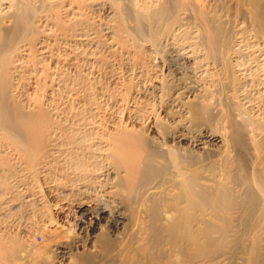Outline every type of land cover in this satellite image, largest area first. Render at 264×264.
I'll use <instances>...</instances> for the list:
<instances>
[{"label": "bare ground", "instance_id": "obj_1", "mask_svg": "<svg viewBox=\"0 0 264 264\" xmlns=\"http://www.w3.org/2000/svg\"><path fill=\"white\" fill-rule=\"evenodd\" d=\"M3 206L0 264H264V0H0Z\"/></svg>", "mask_w": 264, "mask_h": 264}, {"label": "rangeland", "instance_id": "obj_2", "mask_svg": "<svg viewBox=\"0 0 264 264\" xmlns=\"http://www.w3.org/2000/svg\"><path fill=\"white\" fill-rule=\"evenodd\" d=\"M167 69H168V67H167V68L164 67V69H162V72L164 73L165 71H167ZM170 69L173 70L174 67H172V68H170ZM170 69H169V70H170ZM172 70H171V71H172ZM179 70H180V71H179ZM181 70H184L185 72H184V71H181ZM169 72H170V71H169ZM178 72H183L184 74L186 73L185 76H187V74H188L187 71L185 70V68H184V69H183V68H182V69H178ZM165 73H168V72H165ZM165 73H164V74H165ZM178 76H180V75H178ZM183 77H184V76H183ZM168 79H170V77H169ZM168 79H167V80H168ZM184 79H186V81H187V79H188L189 81H191V80H190L191 78L189 79V77H188V78L184 77ZM189 81H188V83H189ZM184 82H185V81H184ZM185 83H187V82H185ZM209 103H210V101H209ZM210 104H211V103H210ZM248 130L250 131L251 129L249 128ZM254 132H255V134H259L258 131H254ZM46 193H47V192H46ZM46 193H45V192L42 193L43 195H41L42 197H40V200H42V201H40V202H41V204L43 205V208H41V209H42V210H45V211H44V213L46 214L45 216L40 215V213L37 212V211H39V210H35V211L33 212L34 214H33L30 210L28 211V210L26 209L27 212L24 210V212H26V213H25L26 215H29V214H30L29 216H31V215L33 214L32 217H34V215L36 214V217H35V218L38 219V220L36 219V221H37L38 229H39V230H36V232L34 231V232H35V233L33 232L34 234L32 233L31 236H33V237H31V236L29 235L28 238L31 239V240H28V241H31V242L34 243L35 245L39 244V246H41V245L43 244V242L45 241V240L43 241V239H45V238H47V237L49 238V241L51 242L52 237L54 238V236H55V235H54V232H56V228H57V224H58V223L55 224L57 218H56V214L54 213V211H52V204H53V201H52L50 195H49L48 193H47V194H46ZM47 195H48V196H47ZM45 196H46L47 198H46ZM44 197H45V198H44ZM49 197H50V198H49ZM41 198H42V199H41ZM46 200H47V201H46ZM48 200H49V201H48ZM51 201H52V202H51ZM50 202H51V203H50ZM4 206H6V205H4ZM4 206L2 207V209L4 208L3 211H2L1 209H0V211H1L3 214H8V212H7L8 209H7V207L5 208ZM39 207H41V206H39ZM39 207H38V208H39ZM49 208H50V209H49ZM5 209H6V210H5ZM36 209H37V208H36ZM48 209H49V210H48ZM6 212H7V213H6ZM28 212H29V213H28ZM30 212H31V213H30ZM35 212H36V213H35ZM51 212H52V213H51ZM22 214H24V213H22ZM22 214H21V215H22ZM25 214L21 216V217L24 218V219H22V218H21V220L19 219L20 222H19L18 220H16L17 218H20V216L17 217V216L15 215L16 219H14V218H13L14 215L11 217V215L8 214V215H6V216H9V217H6V216H5V217L8 218V219H3L4 216L2 215V219H3V221H4V220H7V222L4 221V222H5L4 224H5V226H6V227H5L4 224L2 223L3 221H1L2 219L0 218V222H1L0 224H3L2 226L0 225V229H1V230H4V231L7 229L6 232L8 231V232H10V233H12V232H16V231H17V233H18V230H19L20 228L24 227V224H25V221H26V215H25ZM47 215H48V216H47ZM50 215H51V216H50ZM23 216H24V217H23ZM49 216H50V217H49ZM39 217H41V218H39ZM52 217H53V219H51ZM54 217H55V218H54ZM11 218H12L13 220H12ZM10 219H11L12 221H11ZM49 219H51V220H49ZM22 220H24V221H22ZM52 220H53V221H52ZM57 220H58V219H57ZM15 221H16V222H15ZM48 221H49V222H48ZM58 221H59V223L63 224V223H62V219H61V220H58ZM58 221H57V222H58ZM13 222H14V223H13ZM23 222H24V223H23ZM11 223H12V224H11ZM18 223H19V224H18ZM6 224H7V225H6ZM21 224H22V225H21ZM11 225H12V226H11ZM16 225H17V226H16ZM14 226H16V227L14 228ZM20 226H21V227H20ZM55 226H56V227H55ZM1 227H2L3 229H2ZM65 227H67V225H66ZM10 228H12V229H10ZM16 228H17V229H16ZM42 228L44 229V232H45V233L42 232L44 235H42V233H41V231H40V230H42ZM69 228H70V231L72 232V234H74V233L77 232L76 226H74V225L71 224V225H69ZM53 229H54L55 231H54ZM10 230H11V231H10ZM47 230H51L50 232L53 231V232L51 233V235H54V236H51V237H50V233H49V231H47ZM48 233H49V234H48ZM40 234H41V235H40ZM45 234H46V235H45ZM43 236H44V237H43ZM30 237H31V238H30ZM42 238H43V239H42ZM47 240H48V239H47ZM62 240H63V238H62ZM42 241H43V242H42ZM41 242H42V243H41ZM50 242H49V244H50ZM51 244H52V243H51ZM239 261H240V260H239Z\"/></svg>", "mask_w": 264, "mask_h": 264}]
</instances>
